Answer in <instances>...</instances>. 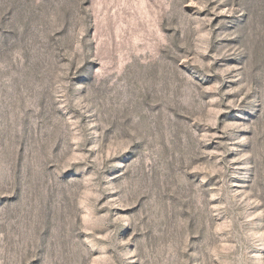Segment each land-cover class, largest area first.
<instances>
[{
    "label": "rangeland",
    "instance_id": "obj_1",
    "mask_svg": "<svg viewBox=\"0 0 264 264\" xmlns=\"http://www.w3.org/2000/svg\"><path fill=\"white\" fill-rule=\"evenodd\" d=\"M0 264H264V0H0Z\"/></svg>",
    "mask_w": 264,
    "mask_h": 264
}]
</instances>
